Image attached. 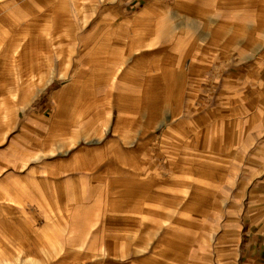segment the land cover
I'll use <instances>...</instances> for the list:
<instances>
[{
	"label": "rangeland",
	"instance_id": "374dc122",
	"mask_svg": "<svg viewBox=\"0 0 264 264\" xmlns=\"http://www.w3.org/2000/svg\"><path fill=\"white\" fill-rule=\"evenodd\" d=\"M263 29L264 0H0V264L261 262Z\"/></svg>",
	"mask_w": 264,
	"mask_h": 264
},
{
	"label": "crops",
	"instance_id": "0c3cea01",
	"mask_svg": "<svg viewBox=\"0 0 264 264\" xmlns=\"http://www.w3.org/2000/svg\"><path fill=\"white\" fill-rule=\"evenodd\" d=\"M123 1V0H121ZM150 2L151 0H126V3L129 4L130 7L137 6L138 3ZM162 12V8H158L157 12H155V15H160L159 13ZM180 13V12H179ZM179 16L183 17V14H178ZM149 10H142V9H134L132 10L128 15H126L125 21L130 22L132 25L129 26V31L133 32H139V33H145L147 30L145 29V24L147 22V18L149 17ZM180 17V18H182ZM182 20V19H181ZM192 26L194 29V33H200L201 31V22L200 19H193L192 20ZM146 30V31H145ZM262 39L264 40V29L262 31ZM24 106V105H23ZM164 121V120H163ZM161 124V123H160ZM264 144V143H263ZM261 145V144H260ZM264 148V147H263ZM67 148H64L62 145H58L57 148L54 149V151L57 152H64ZM260 152L262 153L259 155V161H264V149H260ZM35 157H38V155H35ZM143 184V182H141ZM262 200H259L258 202H254L251 204V208L257 209L258 211L256 214H253V221L251 224L253 226H257V232L255 234L256 237H253L251 245H249V254L253 257H257L259 259L258 263L253 264H264V202H261ZM238 264V263H236Z\"/></svg>",
	"mask_w": 264,
	"mask_h": 264
}]
</instances>
